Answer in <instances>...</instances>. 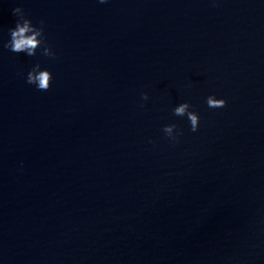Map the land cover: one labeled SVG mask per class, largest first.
Masks as SVG:
<instances>
[{
    "label": "water",
    "instance_id": "1",
    "mask_svg": "<svg viewBox=\"0 0 264 264\" xmlns=\"http://www.w3.org/2000/svg\"><path fill=\"white\" fill-rule=\"evenodd\" d=\"M0 264H264V0H0Z\"/></svg>",
    "mask_w": 264,
    "mask_h": 264
},
{
    "label": "clouds",
    "instance_id": "2",
    "mask_svg": "<svg viewBox=\"0 0 264 264\" xmlns=\"http://www.w3.org/2000/svg\"><path fill=\"white\" fill-rule=\"evenodd\" d=\"M98 2L103 4L106 3L107 0H98ZM12 11L18 19L16 20L15 27L9 29L10 39L4 44V47L14 53H25L27 56L35 55L36 50L42 47V55L55 58V53L47 44L44 36V21H39L40 26L37 27L25 17L20 7H16ZM51 80V73L46 69H41L40 64L36 63L28 71L25 82L29 85H34L38 91H47L50 88ZM140 95L141 100H148L147 93L141 92ZM206 103L209 108H223L226 106V101L224 99H217L211 95L206 98ZM142 106L143 105H141V107ZM190 108L191 105L189 103H180L173 109V115L178 117L186 116L190 124L189 130L191 132H197L199 129V116L196 112L190 111ZM175 129V124L165 125L162 129L165 136L172 143H177L179 136L182 135L178 130L174 134Z\"/></svg>",
    "mask_w": 264,
    "mask_h": 264
}]
</instances>
